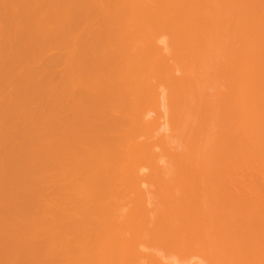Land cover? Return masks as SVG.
<instances>
[{"label": "bare ground", "instance_id": "obj_1", "mask_svg": "<svg viewBox=\"0 0 264 264\" xmlns=\"http://www.w3.org/2000/svg\"><path fill=\"white\" fill-rule=\"evenodd\" d=\"M0 33V264H264V0H0Z\"/></svg>", "mask_w": 264, "mask_h": 264}, {"label": "rangeland", "instance_id": "obj_2", "mask_svg": "<svg viewBox=\"0 0 264 264\" xmlns=\"http://www.w3.org/2000/svg\"><path fill=\"white\" fill-rule=\"evenodd\" d=\"M253 13H254V12H253ZM253 13L251 12V14H253ZM251 14H250V15H251ZM16 26H18V25H16ZM0 34H1V36H2V33H0ZM0 40H1V39H0ZM2 40H3V39H2ZM158 43H159V45H160V46L158 45L159 47H161V46L163 47V43H161V42H158ZM158 43H157V44H158ZM48 47H49V46H48ZM50 47H52V46H50ZM50 47H49V48H50ZM53 47H55V46H53ZM49 48H47V50H48ZM56 48H57V49H55L56 51L54 50V48H52L51 50L49 49L50 51L48 50L47 52H46V50L43 49L42 52L45 51V53H46L45 56H44L45 53H42V54H43V59H44V57L46 58V56H47L48 54H49V56H48L46 59H49V57H50L52 54H54L55 52L58 51L59 48H58V47H56ZM57 53H58V52H57ZM57 53H55V54L58 56L59 54H57ZM42 54H41V55H42ZM50 54H51V55H50ZM55 54H54L53 56H55ZM57 56H55L56 59H57ZM21 57H22L21 60H23V61L26 62V60L23 59L24 56H21ZM25 57L28 58V54H26ZM51 58H52V59H51ZM51 58H50L49 60H51V61H53V60L56 61L55 58H53V57H51ZM27 62L29 63V60H27ZM30 62H32V61L30 60ZM40 63H43V61H42V62H38L37 64L40 65ZM54 64H55V65H54ZM57 64H59V65L61 64V63H60V59H59V62H58V60H57V63L52 62V63L47 64V65H45V66H46V67H47V66H51L50 68L47 67L48 69H50V70H48V71H51V70H52V72H56V73H57L58 70H60V67H59V65L57 66ZM28 65H29V64H28ZM31 65H32V63H31ZM41 65H42V64H41ZM53 67H55L56 69H53ZM58 67H59V69H58ZM47 68H45L46 70H44V71H47ZM55 70H56V71H55ZM44 71H43V72H44ZM52 72H48V74H49V73L52 74ZM43 74H44V73H43ZM43 74H42V76H43V77H46V76H44ZM50 74H49V75H50ZM45 75H47V72L45 73ZM11 85H12V84H11ZM12 87H13V85H12ZM12 87H11V86H10V87L8 86V88L13 89L14 87H13V88H12ZM11 89H9V91H10ZM159 89H162V88H159ZM161 113H162V109H161L160 106H159L157 110H156L155 108H151V110H150V112H149V115L147 116V119L156 118V121H157V126H156L157 128H156V129H157V132H158V133L163 132V129H164L165 117H164V116H161V115H162ZM152 134H156V133H155V132H152ZM153 136H155V135H153ZM17 139H18V140L20 139L21 141H23L22 138H17ZM16 141H17V140H16ZM21 141H20V143H21ZM20 143L17 142V145H19ZM15 144H16V142H15ZM20 145H21V144H20ZM144 171L146 172V170H144ZM241 174H243V173H241ZM252 175H253V176H252ZM252 175L250 176V178L247 177V178H249L250 181L247 180V179L244 180V175L241 176V175H240V172H239V174H238V177H239V178L243 177V179H241V180H242V182H243V180H244V183H245V181L247 180L246 183L248 182L247 185L249 186V184L253 185V183L251 182V177H252V179H253V178L256 176L254 179H257V176H258V175H254V174H252ZM240 176H241V177H240ZM247 176H248V175H247ZM258 177H259V176H258ZM252 181H253L255 184L257 183V182H255V180H252ZM256 181H258V179H257ZM250 182H251V183H250ZM258 182H260V181H258ZM241 185H242V184H241ZM243 185H246V184H243ZM247 185H246V186H247ZM246 186H245V189H247V190L250 191L251 189H250V188L248 189V186H247V187H246ZM243 187H244V186H243ZM250 187H251V186H250ZM252 187H255V185L252 186ZM259 187H261V186H259ZM256 188H257V184H256ZM252 189H253V188H252ZM242 190H244V189H242ZM247 190H245V193H246V194L248 193ZM255 190H256V189H255ZM255 190H253V191H255ZM263 190H264V188L262 189V191H261V188H260V191L262 192V194H263ZM258 192H259V188H258ZM0 238H1V234H0ZM15 258H16V260H17V257H15ZM192 259H193V258H192ZM192 259H191L190 257H188V260L191 261V262H189V264H190V263H192V264H195V263H196L195 260H197V259L195 258V259H193V261H192ZM194 261H195V263H194Z\"/></svg>", "mask_w": 264, "mask_h": 264}]
</instances>
